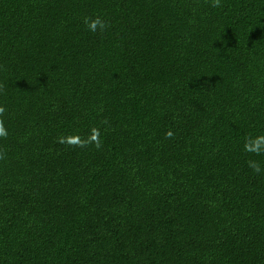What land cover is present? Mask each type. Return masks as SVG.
<instances>
[{"label": "trees", "instance_id": "16d2710c", "mask_svg": "<svg viewBox=\"0 0 264 264\" xmlns=\"http://www.w3.org/2000/svg\"><path fill=\"white\" fill-rule=\"evenodd\" d=\"M222 4L0 0V264H264V0Z\"/></svg>", "mask_w": 264, "mask_h": 264}, {"label": "clouds", "instance_id": "9594fccd", "mask_svg": "<svg viewBox=\"0 0 264 264\" xmlns=\"http://www.w3.org/2000/svg\"><path fill=\"white\" fill-rule=\"evenodd\" d=\"M209 5L212 8H222V0H209ZM83 23L86 30L92 33L103 34L111 26L108 22L102 19L100 16H86L84 17ZM3 91V85H0V92ZM6 108L0 106V139H6L8 136V130L4 124V115ZM167 139H172L174 133L169 130L165 133ZM57 142L65 144L70 148H87L90 146L96 149L102 148V141L100 140V130L98 128L90 129V135L86 138H81L78 134L62 135L57 138ZM243 152L250 154V156H261L264 155V134L260 135H248L243 140ZM6 153L0 151V160L5 159ZM247 167L255 174H264V166L261 162L252 158L246 160Z\"/></svg>", "mask_w": 264, "mask_h": 264}]
</instances>
